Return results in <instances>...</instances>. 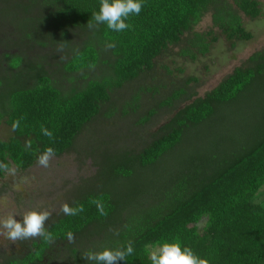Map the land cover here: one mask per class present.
<instances>
[{
	"label": "trees",
	"instance_id": "1",
	"mask_svg": "<svg viewBox=\"0 0 264 264\" xmlns=\"http://www.w3.org/2000/svg\"><path fill=\"white\" fill-rule=\"evenodd\" d=\"M41 1L45 13L50 9L53 12L46 20V30L29 28L27 21L21 27L15 25L16 28L28 31L27 38L41 37L42 43H38L42 46L55 37L65 40L76 28L90 29L89 42L72 52L63 71L71 75L94 70L100 62L96 44L108 56L102 62L108 76L88 80L82 88L64 93L43 66L31 67L33 75L21 78L15 72L23 59L3 56L10 77L0 82V124L5 118L12 130V122L22 120L20 128L12 130L13 137L7 141L0 139V162L17 171L30 168L47 147L55 150L56 157L69 150L82 128L110 100V92L150 70L153 61L169 45L177 44L212 3L143 0L140 14L130 15L126 21L130 28L114 32L104 24L88 26L95 25L92 13L99 10L100 0H52L54 8L48 0ZM234 4L249 18L260 15L254 0H234ZM32 5L23 10L27 13ZM216 12L214 25L228 41L252 39L231 10ZM47 34L50 36L46 37ZM194 40L197 53L205 55L209 44L200 35H195ZM109 44L114 47H108ZM188 54L194 58L193 53ZM249 62L254 66L236 69L204 97L176 112L164 126L163 136L137 154H125L102 189L87 193L70 206H83V212L64 215L46 228L51 240L39 237L28 254L7 264H43L54 246L67 241L69 232L74 237L86 233L101 237L99 251L131 244L133 254L119 264H150L145 246L164 241L181 243L206 264H264V208L253 202L264 187V50L253 54ZM30 81L33 84L28 85ZM181 94L182 91L175 93L167 104ZM247 101L252 104L250 111L257 107L263 119L254 137L243 142L236 155L230 159H204L199 150L190 149L181 161L176 160L220 115L241 111ZM41 126L53 132L51 139L42 134ZM159 169H165L161 185L168 186L169 192H160L162 186L138 182L143 174H148V178L160 177ZM4 175L0 173V179ZM145 196L153 201L150 208H144ZM97 202L104 205L105 215L99 213ZM129 208L133 212L127 213Z\"/></svg>",
	"mask_w": 264,
	"mask_h": 264
},
{
	"label": "rangeland",
	"instance_id": "2",
	"mask_svg": "<svg viewBox=\"0 0 264 264\" xmlns=\"http://www.w3.org/2000/svg\"><path fill=\"white\" fill-rule=\"evenodd\" d=\"M48 1L54 8L52 0ZM254 1L259 5L260 15L252 19L235 6L234 0H211L199 22L185 32L177 44L169 45L153 61L150 70L110 92V100L101 105L98 115L82 128L69 150L58 157L54 156L47 168L38 166L36 162L24 171H17L11 166L16 174H5L0 179V220L9 216L22 219L27 212L46 210L50 213L45 221V229L48 228L65 215L63 205L70 207L87 193L102 189L125 154H137L163 136L164 126L176 112L197 98L204 97L236 69L253 67L249 58L264 50V0ZM29 4L33 5L26 13L23 9ZM41 5V0H0V82L10 77L3 58L8 54L23 59L15 72L20 73L21 78L33 75L31 67L43 66L54 85L64 93L73 88H82L88 80L106 78L108 72L102 62L108 56L96 44L94 46L100 53V62L94 70L71 75H65L63 71L72 52L89 42L92 36L90 29L76 28L69 32L65 40L55 37L48 45L42 46L39 44L42 43L41 37L30 35L32 38H27L28 31L16 28L15 25L21 27L27 21L29 28L46 30V20L53 12L50 9L45 13ZM219 9L231 10L237 15L252 39L228 41L214 25V16ZM195 35L202 36L204 42L209 44L205 55L197 53ZM183 52L186 54L183 55ZM188 53H193L194 58ZM27 84L33 83L30 81ZM180 91V98L167 104ZM250 105V101H247L242 104L241 111L220 115L186 146V150L178 154L176 160L181 161L190 149L199 150L204 159L211 157L222 160L236 155L241 144L254 137L263 119L257 107L250 111ZM13 136L4 118L0 124V139L7 141ZM22 142L27 145L25 139ZM164 170L159 169L160 177L148 178V174H143L144 178L138 179L139 184L162 186L160 192H169L168 186L164 188L161 185ZM150 200L149 196H145L147 204L144 208L153 205ZM253 202L264 208V187ZM130 212H133L131 208L127 210V213ZM204 222L199 226L202 227ZM38 238L10 241L0 235V264L28 254ZM101 242V237H90L89 233L74 237L71 243L67 240L54 246L43 264H91L82 257L88 251L99 252Z\"/></svg>",
	"mask_w": 264,
	"mask_h": 264
},
{
	"label": "clouds",
	"instance_id": "3",
	"mask_svg": "<svg viewBox=\"0 0 264 264\" xmlns=\"http://www.w3.org/2000/svg\"><path fill=\"white\" fill-rule=\"evenodd\" d=\"M143 7V0H100V7L97 12L92 13L95 25L89 24L90 28L104 24L114 32H122L130 28L126 23L130 15H139ZM108 47H114L109 44ZM21 120L16 119L12 122L11 128L16 131L20 128ZM41 132L48 138L53 137V132L41 126ZM30 141L28 146H30ZM55 156V150L47 147L42 154L37 157L36 164L47 168L49 161ZM0 173L14 176L16 170L9 167L7 163L0 162ZM97 209L101 215H105L104 205L97 202ZM84 211L83 206L69 207L67 204L62 206L65 215L75 216ZM48 211H30L23 215L22 219L16 216H9L7 219L0 220V235H4L10 241L25 240L29 238L41 237L44 240H51V233L45 229V221L49 218ZM67 240L71 243L74 236L71 232L67 233ZM147 257L150 264H206V261L199 258L190 248L182 246L179 242H155L145 246ZM131 244L124 248L112 249L104 248L99 252L88 251L83 255V259L91 264H119L125 262L126 257L133 254Z\"/></svg>",
	"mask_w": 264,
	"mask_h": 264
}]
</instances>
